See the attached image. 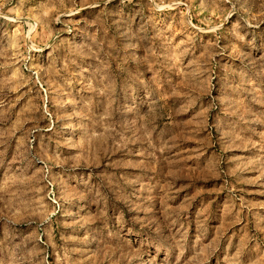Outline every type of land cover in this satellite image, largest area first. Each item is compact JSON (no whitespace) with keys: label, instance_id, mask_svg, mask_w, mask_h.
<instances>
[{"label":"rangeland","instance_id":"obj_1","mask_svg":"<svg viewBox=\"0 0 264 264\" xmlns=\"http://www.w3.org/2000/svg\"><path fill=\"white\" fill-rule=\"evenodd\" d=\"M0 264H264V0H0Z\"/></svg>","mask_w":264,"mask_h":264}]
</instances>
